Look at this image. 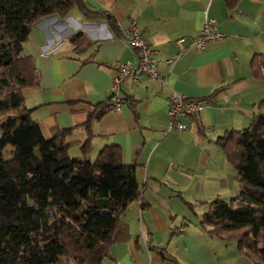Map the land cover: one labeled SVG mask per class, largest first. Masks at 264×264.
Here are the masks:
<instances>
[{"label": "crops", "instance_id": "1", "mask_svg": "<svg viewBox=\"0 0 264 264\" xmlns=\"http://www.w3.org/2000/svg\"><path fill=\"white\" fill-rule=\"evenodd\" d=\"M82 1L110 16L116 32L76 8L64 18L36 20L20 53L29 57L37 82L20 91L44 138L71 128L69 157L80 156L87 141L89 159L114 145L122 162L135 166L140 198L119 218L100 264H256L235 241L219 240L198 221L212 200H228L241 187L215 139L249 126L264 99V76L256 77L250 65L254 54H264V0H238L231 8L225 0ZM129 20L154 50L158 77L121 83L119 109H103L116 64L137 61L117 33ZM204 20L223 37L173 58L174 40L193 38ZM78 31L89 40L81 51L68 40ZM175 91L199 98L203 108L181 119L183 129L166 130L167 99ZM88 116L89 136L76 126Z\"/></svg>", "mask_w": 264, "mask_h": 264}, {"label": "trees", "instance_id": "2", "mask_svg": "<svg viewBox=\"0 0 264 264\" xmlns=\"http://www.w3.org/2000/svg\"><path fill=\"white\" fill-rule=\"evenodd\" d=\"M237 1L225 0L230 8ZM72 8L116 32L110 16L88 9L82 0H0V111L2 105L16 110L20 122L0 136V149L14 148L0 156V264H100L109 257L119 218L140 198L135 166L123 163L114 145L89 159L84 141L80 156L69 157L65 137L71 128L44 138L23 105L20 90L35 85L37 73L20 53L21 44L36 20L64 18ZM68 40L76 51L89 43L79 31ZM250 65L256 77L264 76V54H254ZM88 121L89 116L76 126L89 136ZM215 142L241 187L228 200H212L198 224L264 264V99L249 126L228 130Z\"/></svg>", "mask_w": 264, "mask_h": 264}, {"label": "built area", "instance_id": "3", "mask_svg": "<svg viewBox=\"0 0 264 264\" xmlns=\"http://www.w3.org/2000/svg\"><path fill=\"white\" fill-rule=\"evenodd\" d=\"M117 33L126 44L136 50L137 61L135 64L131 61L116 64L110 78L108 99L103 104V109H119L121 100L117 92L121 83L129 80L139 84L143 79L152 81L158 77L156 61L153 57L154 50L150 48L149 43L140 34L135 20H129L126 26L117 25ZM222 37L223 34L216 30L215 25L210 20H204L193 38L185 42V38L179 36L174 40L177 52L173 58H176L188 47L199 50L204 48L209 42ZM173 58H166L164 61L170 63ZM202 108V101L199 98L188 96L183 92H173L167 99L168 125L166 130L183 129L184 124L181 119L198 114Z\"/></svg>", "mask_w": 264, "mask_h": 264}, {"label": "rangeland", "instance_id": "4", "mask_svg": "<svg viewBox=\"0 0 264 264\" xmlns=\"http://www.w3.org/2000/svg\"><path fill=\"white\" fill-rule=\"evenodd\" d=\"M17 111L10 107L2 105L0 111V136H4L7 132L15 128L19 124ZM14 152V148L6 144L0 149V156L5 158Z\"/></svg>", "mask_w": 264, "mask_h": 264}]
</instances>
